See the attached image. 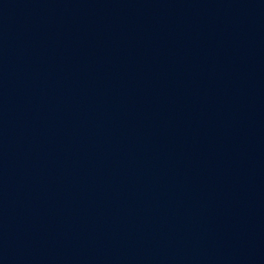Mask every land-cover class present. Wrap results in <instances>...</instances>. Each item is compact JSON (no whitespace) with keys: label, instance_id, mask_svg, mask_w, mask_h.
Masks as SVG:
<instances>
[{"label":"water","instance_id":"1","mask_svg":"<svg viewBox=\"0 0 264 264\" xmlns=\"http://www.w3.org/2000/svg\"><path fill=\"white\" fill-rule=\"evenodd\" d=\"M0 264H264V0H0Z\"/></svg>","mask_w":264,"mask_h":264}]
</instances>
